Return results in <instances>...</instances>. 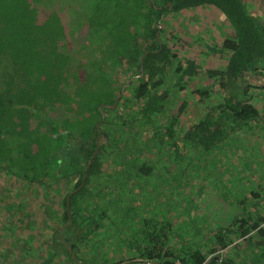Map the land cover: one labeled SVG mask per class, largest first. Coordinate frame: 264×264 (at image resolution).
I'll return each mask as SVG.
<instances>
[{
  "label": "trees",
  "instance_id": "1",
  "mask_svg": "<svg viewBox=\"0 0 264 264\" xmlns=\"http://www.w3.org/2000/svg\"><path fill=\"white\" fill-rule=\"evenodd\" d=\"M204 5L230 25L206 44L226 54L221 67L202 66L201 38L183 39L165 20ZM261 5L0 0L5 264L85 262L82 252L120 224H134L139 242L121 239L129 252L119 256L120 240L110 241L98 264H202L211 255L216 264H264V172L246 146L261 124L247 97L264 78ZM214 155L219 171L199 172ZM163 180L173 181L172 202L130 215ZM203 188L218 193L220 213H205Z\"/></svg>",
  "mask_w": 264,
  "mask_h": 264
},
{
  "label": "rangeland",
  "instance_id": "2",
  "mask_svg": "<svg viewBox=\"0 0 264 264\" xmlns=\"http://www.w3.org/2000/svg\"><path fill=\"white\" fill-rule=\"evenodd\" d=\"M168 17L165 20L167 22H170V25H172L173 28H175V30L176 28H178L180 30L181 36L186 31L187 34L190 32H193L195 34V35H192L193 37L198 35L201 38V41L203 42V44L199 45V48H197V50H201V51L199 54H196V56H197V61L201 63L202 66H205V67L220 66L221 67L225 64V55H226L225 53L223 55L220 53H212V51H210L209 48L206 46V44H208V41H210L209 39H212V41L213 40L219 41L224 37L225 33H229L228 31L230 30V25L224 19L219 9L211 5H204L200 7L188 8L186 10L176 11L172 13V15L170 16V19ZM181 38L188 39V40L194 39L189 34L186 36V33ZM209 46L214 47L212 43ZM186 47H189V46L187 45ZM191 49L195 50V46L193 45ZM262 81L263 82L257 83V86H254V85L251 86L247 94V97L250 99V101L254 103L256 107L258 108L259 121L261 122V124L260 126L257 125L256 126L257 128L255 127L258 134L254 133L253 135L254 140L252 141L250 139L249 143L246 144V146L248 147L247 151L250 153V156L253 157V161L256 164L255 166L256 171H260V172L262 171L264 172V78ZM187 106L191 110L194 109L192 105L190 106L187 105ZM213 157L216 162L212 161V164L207 165L208 163L203 164L199 162L200 164L198 166L199 172L200 171L203 172L206 170L211 171V172L219 171L220 162H218L219 161L218 157L215 155ZM246 175H247V172H246ZM186 177L187 176H185V178ZM221 179H223L225 181L224 183H226L227 185L230 184L228 187L231 186V183L228 180H226L224 177ZM219 180H220V177H219ZM168 182L171 184L173 183V181L171 180H163L162 183L156 182L153 184V186L149 185V187L152 190H145V192L142 193V196L138 197V200H140V204L138 201H136L137 202L136 205L141 206L139 211H137V213H132L130 215H133V216L144 215V212H143L144 205H146L147 207V209L145 207V214H146V211L150 209L151 204L154 201H155V204L157 203V206L159 205L163 206V204H165V201L167 202L170 201L171 203L172 199H170V195H169L171 194L170 193L171 190H169L170 186L165 185V183H168ZM214 185L219 186V184H214ZM214 185H212V187H214ZM204 189L205 188H203L201 195L197 196L201 207L203 208V210H205V213H209L210 215L212 214L216 215L220 213L221 202L219 201L218 193H216L215 195L214 193L215 191L213 192V190L211 191V189L210 190H206V189L204 190ZM159 193L162 194V197H160V199L158 200V198L156 197V194H159ZM260 193H261L260 195L264 194V190H260ZM135 230H138V229L134 224L133 225L128 224L127 226L120 224V226L112 227L110 230L111 232H109L110 234L108 233L109 236L107 235V232H104L103 234H101L104 241L100 245V248L98 249L92 248L93 250L87 249L82 252V258H84L85 262L80 261L79 264H91V263L98 264V262L103 263V261H105L103 260L104 259L103 256L106 255L105 254L106 253L105 248L107 247L106 245L110 241H113V240H120L119 244L116 243L118 244L117 248L120 250L115 249V253H117L119 256L127 255V252H129L128 246L126 247L128 250L125 249L126 251L122 250V247L123 246L125 247V245H128V243L126 241L125 243H123L121 239H123L124 237H128L131 240V242L132 241L135 243L139 242V239L137 238L139 237V235L137 234L138 232L134 233ZM91 245L95 247L97 246L92 243ZM0 247H3L5 250L6 245L0 244ZM5 261H6V258L5 256H3V253H1L0 251V264H5ZM10 261H13V259H10ZM8 264L10 263L8 262Z\"/></svg>",
  "mask_w": 264,
  "mask_h": 264
},
{
  "label": "water",
  "instance_id": "3",
  "mask_svg": "<svg viewBox=\"0 0 264 264\" xmlns=\"http://www.w3.org/2000/svg\"><path fill=\"white\" fill-rule=\"evenodd\" d=\"M217 262V256L216 255H211L208 260L202 264H216ZM149 264H160L159 262L157 261H154V262H150Z\"/></svg>",
  "mask_w": 264,
  "mask_h": 264
},
{
  "label": "crops",
  "instance_id": "4",
  "mask_svg": "<svg viewBox=\"0 0 264 264\" xmlns=\"http://www.w3.org/2000/svg\"><path fill=\"white\" fill-rule=\"evenodd\" d=\"M250 1V0H248ZM258 1V0H257ZM250 4V3H249ZM261 4H264V0H261ZM252 5H256L255 3H252ZM263 5H261V8L257 10L258 13H260L264 19V8L262 7Z\"/></svg>",
  "mask_w": 264,
  "mask_h": 264
}]
</instances>
